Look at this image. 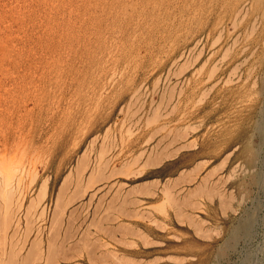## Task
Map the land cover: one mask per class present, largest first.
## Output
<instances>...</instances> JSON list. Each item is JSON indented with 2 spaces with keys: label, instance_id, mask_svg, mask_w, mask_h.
Wrapping results in <instances>:
<instances>
[{
  "label": "rangeland",
  "instance_id": "374dc122",
  "mask_svg": "<svg viewBox=\"0 0 264 264\" xmlns=\"http://www.w3.org/2000/svg\"><path fill=\"white\" fill-rule=\"evenodd\" d=\"M15 1L0 69L30 186L1 206L0 264H264V0Z\"/></svg>",
  "mask_w": 264,
  "mask_h": 264
},
{
  "label": "bare ground",
  "instance_id": "6f19581e",
  "mask_svg": "<svg viewBox=\"0 0 264 264\" xmlns=\"http://www.w3.org/2000/svg\"><path fill=\"white\" fill-rule=\"evenodd\" d=\"M1 1V0H0ZM3 2H4V0H2ZM7 1V0H6ZM15 1V0H14ZM17 1V0H16ZM15 1V2H16ZM27 1V0H26ZM62 1V0H61ZM96 0H94V2H95ZM131 1V0H130ZM140 1V0H139ZM188 2H191V1H189V0H187ZM34 2H37L38 3V1H34ZM46 2V1H45ZM87 2V1H86ZM85 2V3H86ZM109 2V1H108ZM187 2V3H188ZM7 3V2H6ZM5 3V4H6ZM9 3V5L11 4L10 2H8ZM20 3V2H19ZM30 3V2H29ZM42 3L44 4V2L42 1ZM60 3V2H59ZM128 3V2H127ZM146 3V2H145ZM183 3V2H182ZM192 3V2H191ZM1 4V3H0ZM12 4H14V2L12 3ZM11 4V5H12ZM28 4V3H27ZM75 4V3H74ZM73 4V5H74ZM102 4V3H101ZM167 4V3H166ZM177 4V3H176ZM181 4V3H180ZM186 4V3H185ZM22 5V4H21ZM57 5V4H56ZM94 5V4H93ZM174 5V4H173ZM190 5H192V4H190ZM1 6V5H0ZM3 6V5H2ZM17 6H18V4H17ZM31 6H35V3H34V5H31ZM37 6V5H36ZM35 6V7H36ZM87 6H89L90 7V5H87ZM156 6V5H155ZM4 7V6H3ZM21 7V6H20ZM24 7V6H23ZM23 7H21L22 9H23ZM39 7V6H38ZM46 7V6H45ZM52 7V6H51ZM80 7V6H79ZM107 7V6H106ZM109 7H112V6H109ZM173 7V6H172ZM1 8V7H0ZM25 8H26V5H25ZM37 8V7H36ZM49 8V7H48ZM71 8H72V5H71ZM84 8V7H83ZM120 8H121V6H120ZM145 8V7H144ZM154 8V7H153ZM4 9V8H3ZM30 9V8H29ZM33 9V8H32ZM40 9H43V5H42V8H40ZM55 9V8H54ZM57 9V8H56ZM70 8H68V10H69ZM88 9V8H87ZM95 9V11H96V8H94ZM94 9H92V11L94 10ZM123 9V8H122ZM146 9H148V8H146ZM7 10V9H6ZM24 10V9H23ZM23 10H20L21 12L20 13H22V11ZM27 10H28V8H27ZM34 10V9H33ZM45 10V9H44ZM67 10V11H68ZM83 10V9H82ZM86 10V9H85ZM91 10V9H90ZM113 10V9H112ZM182 10H183V8H182ZM3 11V10H2ZM18 11V10H17ZM29 11H31V10H29ZM50 11V10H49ZM65 11V10H64ZM101 11V10H100ZM106 11V10H105ZM144 11V10H143ZM169 11H171V10H169ZM15 12H16V10H15ZM28 12V11H27ZM77 12V11H76ZM103 12V11H102ZM122 12V11H121ZM174 12V11H173ZM247 12V11H246ZM1 13V12H0ZM8 13V12H7ZM10 13V12H9ZM19 13V14H20ZM23 13H25V12H23ZM38 13H39V10H38ZM50 13V12H49ZM100 13V12H99ZM117 13V12H116ZM153 13V12H152ZM16 15H17V13H15ZM33 14H34V12H33ZM93 14V13H92ZM173 14V13H172ZM21 15H23V14H21ZM31 15H32V13H31ZM37 15V14H36ZM97 15V14H96ZM108 15V14H107ZM238 15V14H237ZM244 15V14H243ZM23 16H25V15H23ZM27 16V15H26ZM29 16V18H30V15H28ZM34 17H35V15H33ZM67 16V15H66ZM76 16V15H75ZM90 16V15H89ZM114 16V15H113ZM131 16V15H130ZM165 16V15H164ZM185 16V15H184ZM3 17V16H2ZM37 17H38V15H37ZM36 17V18H37ZM43 17H45V16H43ZM57 17V16H56ZM117 17V16H116ZM119 17V16H118ZM152 17V16H151ZM40 18H41V16H40ZM46 18V17H45ZM48 18V17H47ZM58 18V17H57ZM80 18H81V16H80ZM105 18V17H104ZM131 18V17H130ZM9 19V18H8ZM11 19V18H10ZM32 20H33V18H31ZM35 19V18H34ZM39 19V18H38ZM44 19V18H43ZM53 19V18H52ZM60 19H61V17H60ZM65 19V18H64ZM63 19V20H64ZM85 19V18H84ZM90 19V18H89ZM100 19H101V17H100ZM103 19V18H102ZM107 19V18H106ZM118 19V18H117ZM170 19V18H169ZM27 20V19H26ZM29 20V19H28ZM45 20V19H44ZM56 20V19H55ZM67 20V19H66ZM73 20V19H72ZM79 20H82V19H79ZM87 20V19H86ZM91 20V19H90ZM89 20V21H90ZM96 20V19H95ZM142 20V19H141ZM145 20V19H144ZM1 21V20H0ZM11 21H13V19L11 20ZM20 21V20H19ZM23 21V20H22ZM36 20H34V22H35ZM40 21V20H39ZM92 21V20H91ZM109 21V20H108ZM127 21V20H126ZM2 22V21H1ZM6 22V21H5ZM14 22H16V21H14ZM13 22V23H14ZM29 22H31L30 20H29ZM56 22V21H55ZM58 22V21H57ZM64 22H66V21H64ZM77 22H79V21H77ZM87 22V21H86ZM99 22V21H98ZM104 22V21H103ZM146 22V21H145ZM3 23H4V21H3ZM2 23V24H3ZM19 23V22H18ZM24 23V22H23ZM33 23V22H32ZM43 23V22H42ZM44 23H45V21H44ZM48 23V22H47ZM75 23V22H74ZM80 23H81V21H80ZM83 23V22H82ZM85 23V22H84ZM93 23V22H92ZM92 23H90V25L92 24ZM101 23V22H100ZM113 23V22H112ZM133 23V22H132ZM153 23V22H152ZM192 23V22H191ZM8 24V23H7ZM29 24V23H28ZM58 24V23H57ZM73 24V23H72ZM78 24V23H77ZM96 24V23H95ZM122 24H124V23H122ZM24 25H26V24H24ZM46 25V24H45ZM50 25V24H49ZM62 25V24H61ZM87 25H88V23H87ZM102 25V24H101ZM106 25H108V24H105V26ZM112 25V24H111ZM15 26V25H14ZM38 26V24H36V26L35 27H37ZM52 26V25H51ZM58 26V25H57ZM60 26V25H59ZM58 26V27H59ZM97 26V25H96ZM103 26V25H102ZM24 27V26H23ZM27 27V26H26ZM31 27V26H30ZM45 26H43V28H44ZM53 27H55V26H53ZM63 27H64V25H63ZM62 27V28H63ZM68 27H69V25H68ZM94 27V26H93ZM100 27V26H99ZM111 27V26H110ZM168 27V26H167ZM15 28H18V27H15ZM19 28H21V27H19ZM33 28V27H32ZM61 28V27H60ZM76 28V27H75ZM97 28V27H96ZM103 28V27H102ZM132 28V27H131ZM255 28V27H254ZM37 29H38V27H37ZM53 29V28H52ZM57 29V28H56ZM64 29V28H63ZM72 29V28H71ZM82 29V28H81ZM85 29V28H84ZM101 29V28H100ZM139 29V28H138ZM141 29V28H140ZM151 29V28H150ZM248 29V28H247ZM18 30V29H17ZM45 30V29H44ZM49 30V29H48ZM54 30V29H53ZM58 30V29H57ZM61 30V29H60ZM93 30H95V29H93ZM99 30V29H98ZM126 30V29H125ZM14 31H16V30H14ZM20 31V30H19ZM34 31H36V30H34ZM62 31H64V30H62ZM74 31V30H73ZM85 31V30H84ZM100 31V30H99ZM124 31V30H123ZM122 31V32H123ZM143 31V30H142ZM8 32H10V31H8ZM12 32V31H11ZM39 32V31H38ZM93 32V31H92ZM104 32V31H103ZM126 32V31H125ZM6 33V32H5ZM14 33H16V32H14ZM23 33V32H22ZM22 33H21V35H22ZM60 33V32H59ZM64 33V32H63ZM66 33V32H65ZM80 33V32H79ZM17 34V33H16ZM27 34V33H26ZM58 34V33H57ZM90 34V33H89ZM102 34V33H101ZM125 34V33H124ZM252 34H253V32H252ZM252 34L250 33V35L252 36ZM8 35V34H7ZM10 35V34H9ZM12 35H14L13 33H12ZM19 35H20V33H19ZM28 35H30V34H28ZM59 35H61V34H59ZM64 35H66V34H64ZM63 35V36H64ZM70 35V34H69ZM97 35V34H96ZM99 35V34H98ZM103 35V34H102ZM128 35V34H127ZM45 36V35H44ZM58 36V35H57ZM62 36V35H61ZM68 36V35H67ZM71 36V35H70ZM88 36V35H87ZM86 36V37H87ZM90 36V35H89ZM88 36V37H89ZM95 36V35H94ZM131 36V35H130ZM141 36V35H140ZM28 37V36H27ZM32 37H33V35H32ZM50 37V36H49ZM52 37H53V35H52ZM65 37V36H64ZM85 37V36H84ZM91 37V36H90ZM101 37V36H100ZM109 37V36H108ZM124 37H126V36H124ZM6 38V37H5ZM23 38V37H22ZM58 38V37H57ZM104 38H105V36H104ZM107 38V37H106ZM119 38L120 37H118V40H119ZM14 39V38H13ZM50 40H51V38H49ZM53 39V38H52ZM81 39V38H80ZM80 39H79V41H80ZM86 39V38H85ZM117 39V38H116ZM122 39H124V38H122ZM0 40H2V39H0ZM19 41H20V39H18ZM37 40V39H36ZM54 40V39H53ZM57 40V39H56ZM65 40V39H64ZM88 40V39H87ZM101 40V39H100ZM103 40V39H102ZM109 40H110V38H109ZM108 40V41H109ZM246 40V39H245ZM18 41V42H19ZM48 41V40H47ZM62 41V40H61ZM69 41V40H68ZM76 41V40H75ZM91 41V40H90ZM93 41V40H92ZM98 41V40H97ZM107 41V42H108ZM121 41V40H120ZM9 42V41H8ZM13 42V41H12ZM27 42V41H26ZM25 42V43H26ZM34 42V41H33ZM49 42V41H48ZM55 42V41H54ZM66 42V41H65ZM77 42V41H76ZM82 42V41H81ZM14 43H16V41L14 42ZM23 43V42H22ZM52 43V42H51ZM79 43V42H78ZM85 43H86V41H85ZM89 43V42H88ZM91 43V42H90ZM96 43V42H95ZM100 43V42H99ZM236 43H238V42H236ZM235 43V44H236ZM9 44V43H8ZM27 44V43H26ZM29 44H31V43H28V45ZM34 44V43H33ZM38 44V43H37ZM42 44V43H41ZM50 44V43H49ZM62 44V43H61ZM80 44H82V43H80ZM79 44V45H80ZM87 44V43H86ZM94 44V43H93ZM101 44V43H100ZM120 44V43H119ZM24 45V44H23ZM32 45V44H31ZM87 45H89V44H87ZM86 45V46H87ZM95 45V44H94ZM94 45H91V47L92 46H94ZM99 45V44H98ZM108 45H109V42H108ZM107 45V46H108ZM122 45V44H121ZM19 46V45H18ZM35 46V45H34ZM38 46V45H37ZM64 46V45H63ZM67 46H69L68 44H67ZM72 46V45H71ZM85 46V47H86ZM103 46V45H102ZM110 46V45H109ZM234 46V45H233ZM232 46V47H233ZM59 47V46H58ZM74 47H75V44H74ZM106 47V46H105ZM115 47H116V45H115ZM119 47V46H118ZM128 47V46H127ZM126 47V48H127ZM32 48V47H31ZM39 48V47H38ZM66 48V47H65ZM95 49H96V46L94 47ZM99 48V47H98ZM98 48H97V50H98ZM227 48V47H226ZM35 49V48H34ZM47 49V48H46ZM84 49V48H83ZM93 49V48H92ZM94 49V50H95ZM117 49V48H116ZM121 49H123V47L121 48ZM125 49V48H124ZM1 50V49H0ZM28 50V49H27ZM94 50H93V52H94ZM100 50V49H99ZM102 50V49H101ZM100 50V51H101ZM107 50V49H106ZM2 51V50H1ZM5 51H7V50H5ZM21 51H23V50H21ZM45 51V50H44ZM48 51H49V49H48ZM61 51V50H60ZM69 51V50H68ZM80 51V50H79ZM89 51V50H88ZM99 51V52H100ZM105 51V50H104ZM28 52V51H27ZM30 52V51H29ZM38 52V51H37ZM71 52H73V51H71ZM87 52V51H86ZM90 52V51H89ZM98 52V53H99ZM42 53H43V51H42ZM46 53V52H45ZM68 53V52H67ZM80 53V52H79ZM82 53V52H81ZM96 53V52H95ZM113 53V52H112ZM223 53H225V52H223ZM263 53H264V51H263ZM28 54V53H27ZM53 54V53H52ZM75 54H77V53H75ZM105 54V53H104ZM109 54V53H108ZM116 54V53H115ZM131 54V53H130ZM140 54V53H139ZM80 55V54H79ZM112 55V54H111ZM118 55V54H117ZM133 55V54H132ZM131 55V56H132ZM28 56H29V54H28ZM27 56V57H28ZM46 56H47V54H46ZM49 56V55H48ZM66 56H68V54L66 55ZM85 56V55H84ZM87 56H88V54H87ZM97 56H100V55H97ZM102 56V55H101ZM134 56H135V54H134ZM57 57V56H56ZM64 57V56H63ZM72 57V56H71ZM74 57V56H73ZM111 57V56H110ZM114 57V56H113ZM112 57V58H113ZM143 57V56H142ZM264 57V56H263ZM30 58V57H29ZM34 58V57H33ZM36 58H37V56H36ZM78 58V57H77ZM93 58H95V57H93ZM133 58V57H132ZM245 58V57H244ZM42 59V58H41ZM48 59V58H47ZM73 59V58H72ZM72 59H71V61H72ZM88 59H91V55H90V57L88 58ZM96 59H97V57H96ZM100 59V58H99ZM117 59V58H116ZM28 60V59H27ZM26 60V61H27ZM65 60V59H64ZM83 60V59H82ZM98 60V59H97ZM104 60V59H103ZM111 60V59H110ZM115 60V59H114ZM128 60V59H127ZM40 61V60H39ZM91 61V60H90ZM93 61V60H92ZM46 62V61H45ZM64 62V61H63ZM66 62V61H65ZM77 62H78V60H77ZM84 62V61H83ZM97 62V61H96ZM117 62V61H116ZM126 62V61H125ZM263 62V61H262ZM24 63V62H23ZM30 63V62H29ZM75 63H76V61H75ZM86 63V62H85ZM90 63V62H89ZM105 63V62H104ZM111 63V62H110ZM114 63V62H113ZM38 64V63H37ZM39 64H40V62H39ZM43 64V63H42ZM68 64H69V61H68ZM78 64V63H77ZM70 65H72V64H70ZM91 65V64H90ZM112 65V64H111ZM26 66V65H25ZM24 66V67H25ZM67 66V65H66ZM69 66V65H68ZM77 66V65H76ZM81 66V65H80ZM89 66V65H88ZM101 66V65H100ZM106 66V65H105ZM108 66V65H107ZM215 66V65H214ZM60 67V66H59ZM71 67V66H70ZM79 67V66H78ZM82 67V66H81ZM80 67V68H81ZM84 67H86V66H84ZM117 67V66H116ZM23 68V67H22ZM27 68V67H26ZM33 68V67H32ZM41 68V67H40ZM57 68V67H56ZM91 69H92V67H90ZM108 68H109V66H108ZM51 69V68H50ZM67 69V68H66ZM75 69V68H74ZM89 69V68H88ZM103 69V68H102ZM239 69V68H238ZM1 70V69H0ZM27 70H28V68H27ZM26 70V71H27ZM30 70V69H29ZM34 70V69H33ZM79 70V69H78ZM83 70H87V69H83ZM235 70V69H234ZM36 71V70H35ZM45 71V70H44ZM55 71V70H54ZM53 71V72H54ZM80 71V70H79ZM88 71H90V70H88ZM97 71V70H96ZM99 71V70H98ZM101 71V70H100ZM103 71V70H102ZM236 71V70H235ZM10 72V71H9ZM23 72V71H22ZM50 72V71H49ZM82 72V71H81ZM263 72V71H262ZM38 73V72H37ZM48 73V72H47ZM55 73V72H54ZM60 73H61V71H60ZM66 73V72H65ZM73 73V72H72ZM88 73V72H87ZM212 73V72H211ZM9 74V73H8ZM84 74V73H83ZM89 74V73H88ZM99 74V73H98ZM44 75V74H43ZM67 75V74H66ZM72 75V74H71ZM77 75V74H76ZM82 75V74H81ZM214 75V74H213ZM75 76V75H74ZM78 76H79V74H78ZM83 76V75H82ZM85 76V75H84ZM89 76V75H88ZM95 76V75H94ZM25 77V76H24ZM29 77H31V76H29ZM35 77V76H34ZM36 77H38V75L36 76ZM65 77V76H64ZM72 77V76H71ZM76 77V76H75ZM91 77V76H90ZM102 77V76H101ZM19 78V77H18ZM60 78V77H59ZM77 78H81V76L80 77H77ZM103 78H104V76H103ZM7 79H8V76L6 75V73H4L2 70L0 71V123H1V126H0V199L2 200V202H3V205H1L0 204V209H2L1 208V206L3 207V208H7V207H9L8 206V204H9V199L11 200L12 198H11V196H12V191H14V188L16 187L17 189H18V193H19V207H18V210L17 211H19V213H21V212H23L24 211V208H25V198H26V188L27 187H29L28 186V184H27V187H26V177H27V173H28V171H27V140H26V134H25V120H24V114L25 113H27V115H28V112L27 111H29V110H26V112L23 114V107L21 106V105H18L17 103H16V98L17 97H15L14 96V93L11 91V90H9L8 88H7V85H8V82H7ZM28 79V78H27ZM27 79H25V80H27ZM47 79V78H46ZM97 79V78H96ZM229 79V78H228ZM18 80H20V79H18ZM36 80V79H35ZM71 80V79H70ZM78 80V79H77ZM99 80V79H98ZM23 81V80H22ZM82 81V80H81ZM30 82V81H29ZM38 82V81H37ZM67 82V81H66ZM92 82V81H91ZM103 82V81H102ZM10 83V82H9ZM19 83V82H18ZM24 83V82H23ZM32 83V82H31ZM42 83V82H41ZM74 83V82H73ZM228 83V82H227ZM231 83V82H230ZM14 84V83H13ZM37 84V83H36ZM70 84V83H69ZM76 84V83H75ZM95 84V83H94ZM261 84V83H260ZM19 85V84H18ZM20 85H21V83H20ZM23 85V84H22ZM29 85V84H28ZM47 85V84H46ZM86 85V84H85ZM12 86V85H11ZM10 86V87H11ZM26 86V85H25ZM48 86V85H47ZM66 86H68V84L66 85ZM72 86V85H71ZM97 86V85H96ZM73 87V86H72ZM260 87V86H259ZM18 88V87H17ZM19 88H20V86H19ZM25 88V87H24ZM27 88V87H26ZM59 88V87H58ZM64 89H65V87H64ZM68 89V88H67ZM66 89V90H67ZM255 89H257V88H255ZM96 90H97V88H96ZM24 91V90H23ZM59 91V90H58ZM239 91V90H238ZM253 91V93H254V90H252ZM251 91V92H252ZM260 91V90H259ZM10 92H11V94H10ZM22 92V91H21ZM67 92V91H66ZM182 92V91H181ZM64 93H65V90H64ZM71 93V92H70ZM250 93V92H249ZM10 94V95H9ZM246 94V93H245ZM66 96V95H65ZM31 97V96H30ZM62 97V96H61ZM64 97V96H63ZM60 98V97H59ZM66 98V97H65ZM248 98V97H247ZM20 99V98H19ZM22 100V99H21ZM64 100V99H63ZM67 100V99H66ZM24 102V101H23ZM62 102H64V101H62ZM61 104H63V103H61ZM27 106H28V104H27ZM60 106V105H59ZM29 108V107H28ZM27 108V109H28ZM37 109V108H36ZM262 110H260V112H261ZM17 116V117H16ZM33 117H34V114L32 115ZM18 118V127H17V131L15 132V134L13 133L14 132V125L15 124H12V123H10V124H8V122H7V120H14V118ZM26 117V116H25ZM38 117V116H37ZM162 117V116H161ZM255 118V117H254ZM29 119V118H28ZM27 119V120H28ZM34 119V118H33ZM29 120H31V119H29ZM264 120V119H263ZM262 121V120H261ZM14 122H15V120H14ZM153 122V121H152ZM34 123V122H33ZM30 125V124H29ZM166 126V125H165ZM164 126V127H165ZM250 128V127H249ZM34 129V128H33ZM259 129V128H258ZM264 129V128H263ZM29 130V129H28ZM172 130V129H171ZM250 132V131H249ZM263 132V131H262ZM29 137V136H28ZM40 139V138H39ZM41 142V141H40ZM35 143H36V141H35ZM39 143V142H38ZM39 145V147H40V144H38ZM249 145V144H248ZM255 146V145H254ZM102 148H103V146H102ZM260 148V147H259ZM40 149H41V147H40ZM257 149V148H256ZM38 150V149H37ZM246 150H247V152H248V161L249 162H252L253 160H254V158H255V155H256V153H255V150L253 149V148H251V147H247L246 148ZM103 152V151H102ZM28 154H29V151H28ZM39 154V153H38ZM34 155H37L36 153H34ZM37 157V156H36ZM31 158V160H32V157H30ZM95 158V157H94ZM35 159H37V158H35ZM39 159H41V158H39ZM30 160V161H31ZM99 161H100V159H99ZM36 162H38V161H36ZM35 162V163H36ZM30 163V162H29ZM28 163V164H29ZM31 164V163H30ZM32 164H33V162H32ZM34 165H36V164H33V167H34ZM40 165V164H39ZM99 165V164H98ZM30 166H32V165H30ZM36 167V166H35ZM30 168H32V167H30ZM29 168V169H30ZM31 172H33L32 170H31ZM37 172V171H36ZM33 174V173H32ZM35 175V174H34ZM32 176V175H31ZM35 176H37V175H35ZM34 176V177H35ZM230 176V175H229ZM30 177V176H29ZM32 178V177H31ZM16 180V181H15ZM33 180H34V178H33ZM30 181V180H29ZM40 188V187H39ZM28 189V188H27ZM29 190V189H28ZM14 196V195H13ZM33 198V197H32ZM232 199V198H231ZM14 202V201H13ZM231 205V204H230ZM29 207V206H28ZM17 208V207H16ZM29 209V208H28ZM2 211V210H1ZM9 211V209H5V213H7ZM13 211V210H12ZM26 211H27V208H26ZM30 212V211H29ZM13 213V212H12ZM16 213V212H15ZM18 213V212H17ZM26 213H28V211L26 212ZM29 215V214H28ZM12 216H13V214H12ZM5 217V216H4ZM9 217V216H8ZM8 217L7 218H4L5 220L6 219H8ZM26 217H28V216H26ZM25 217V219H27ZM1 218V217H0ZM10 219H12V218H10ZM2 221H3V223H4V220H0V222L2 223ZM26 221V220H25ZM7 222H9V221H5V224H7ZM10 222H11V220H10ZM9 222V223H10ZM17 222H19V221H17ZM0 223V224H1ZM2 223V224H3ZM12 223H13V221H12ZM2 224L0 225V226H2ZM5 224H4V228L2 229V230H4V229H6V226H5ZM22 224V223H21ZM25 225V224H24ZM23 226V225H22ZM249 227H250V221H246L245 223H243L240 227H238L235 231H234V233H233V235H232V239H235L236 237H237V235H240V234H242V233H245L246 234V232L248 231V229H249ZM24 229V228H23ZM6 232V231H5ZM19 232V231H18ZM4 233V232H3ZM9 233V232H8ZM17 233V232H16ZM244 235V234H243ZM230 241L231 240H229L228 242H227V244H229L230 243ZM226 244V243H225ZM230 249V248H229ZM8 259V258H7ZM9 260V259H8Z\"/></svg>",
  "mask_w": 264,
  "mask_h": 264
}]
</instances>
